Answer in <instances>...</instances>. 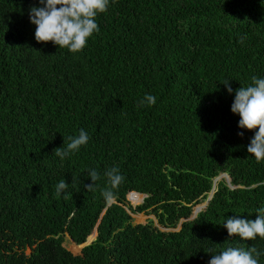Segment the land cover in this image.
Returning <instances> with one entry per match:
<instances>
[{"label":"trees","instance_id":"1","mask_svg":"<svg viewBox=\"0 0 264 264\" xmlns=\"http://www.w3.org/2000/svg\"><path fill=\"white\" fill-rule=\"evenodd\" d=\"M33 6L0 0V264H208L241 246L264 264V239L226 241L223 226L264 207V186L250 187L264 161L247 152L258 129L231 112L235 90L264 78V0H109L75 54L35 40ZM149 94L156 103L139 106ZM81 130L86 145L54 155ZM112 167L125 179L106 203ZM90 169L101 175L94 192ZM220 174L232 188L216 182L202 209ZM62 179L67 198L55 195ZM128 192L132 204L145 197L130 207ZM122 206L164 229L183 221L160 231ZM94 227L78 255L62 247L65 235L90 241Z\"/></svg>","mask_w":264,"mask_h":264},{"label":"clouds","instance_id":"2","mask_svg":"<svg viewBox=\"0 0 264 264\" xmlns=\"http://www.w3.org/2000/svg\"><path fill=\"white\" fill-rule=\"evenodd\" d=\"M39 5L29 9L30 23L36 28L35 40L44 44L53 42L59 49L66 48L75 54L86 46L88 39L95 32L99 31L96 17L107 10L109 0H39ZM223 85L229 94H233L230 81H225ZM155 103L156 97L149 94L139 102V106H152ZM231 112L239 115L238 127L240 129H247L248 131L258 129L247 146V152L258 163L264 161V78L254 76L250 85L241 86L235 90ZM238 135L242 138L243 131L239 132ZM89 139L88 134L81 130L78 136H69L62 147L54 149V155L63 160L70 154L78 152L81 146L88 143ZM103 175L107 179V185L101 194L106 203H112L116 199V190L125 178L120 174L118 167L105 170ZM89 179L91 184H85L84 187L86 191L94 192L101 175L97 170L90 169ZM75 180L76 178L73 177V183ZM260 186H264V181L250 185L252 189ZM68 187L69 185L64 179L60 180L55 186V195L60 197L62 193H65V198H67ZM130 193L135 192H128L125 195V201ZM144 197L145 195L140 200L141 202ZM127 206L130 205L127 203ZM122 207L129 216L132 214L125 208L126 206ZM256 213L257 218L254 221L240 219L238 216L225 219L223 226L228 233L226 241L233 237H239L241 241H251L257 237L264 239V207L258 208ZM92 232L95 233V239V227ZM84 243H87V238ZM83 244L77 246L83 248ZM260 255L261 253L254 246H247V248L244 246L228 247L219 254L211 255L208 264H258L257 258Z\"/></svg>","mask_w":264,"mask_h":264},{"label":"rangeland","instance_id":"3","mask_svg":"<svg viewBox=\"0 0 264 264\" xmlns=\"http://www.w3.org/2000/svg\"><path fill=\"white\" fill-rule=\"evenodd\" d=\"M220 180H223L224 183L225 184H228V186H229L228 177L225 174H220L217 177H215L212 180V182H213L212 183V189L210 190L209 194L207 195V198L198 205L199 207H201L203 209V207L207 204V201L211 198L210 196L214 192V188H215L216 182H218ZM230 188H232V187H230ZM135 197H138V196L136 195ZM126 201L130 205V207H134V206L138 205L139 203H141V201H140L137 204H132L128 200V197H126ZM194 208H193V210H194ZM192 213H194V212H192ZM130 217H131V223L132 224H145L148 220H151L153 222L154 227H156L158 230H160V231H172V232L173 231H177V228L179 227V224L183 221V220H180L179 223H178V225L176 226V228L172 230V229H163L162 227L158 226L156 224V221L154 220V218L152 216H150V215H143V214H133L132 215L131 214ZM191 217H192V214H191ZM93 239H94V237L90 241H92ZM90 241H87V243H90ZM62 247H64L65 250L68 251V252H70V254H72V255H78L79 254V250L81 249V246H79L77 248V246H75L73 243H71L70 240L66 236L64 237V240L62 242Z\"/></svg>","mask_w":264,"mask_h":264},{"label":"water","instance_id":"4","mask_svg":"<svg viewBox=\"0 0 264 264\" xmlns=\"http://www.w3.org/2000/svg\"><path fill=\"white\" fill-rule=\"evenodd\" d=\"M228 181H229V179H228ZM210 194H211V193H210ZM210 197H211V196H210ZM207 203H208V201H207ZM206 205H207V204H206ZM206 205H205V206H206ZM205 206H204V207H205ZM204 207H203V208H204ZM193 212H194V211H193ZM195 214H196V212L192 213V217H191V218H193V217L195 216ZM86 245H87V243H84V244H83V246H86ZM83 246H82V247H83Z\"/></svg>","mask_w":264,"mask_h":264}]
</instances>
